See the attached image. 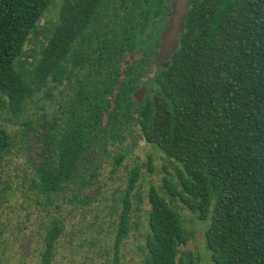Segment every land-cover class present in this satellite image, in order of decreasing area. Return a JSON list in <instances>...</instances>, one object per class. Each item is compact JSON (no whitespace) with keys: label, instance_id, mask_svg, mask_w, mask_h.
I'll return each instance as SVG.
<instances>
[{"label":"trees","instance_id":"trees-1","mask_svg":"<svg viewBox=\"0 0 264 264\" xmlns=\"http://www.w3.org/2000/svg\"><path fill=\"white\" fill-rule=\"evenodd\" d=\"M172 1L0 0V165L14 143L9 125L19 124L21 145L28 132L38 144L22 170V199L39 215L57 213L67 197L86 206L77 192L92 183L88 154L110 138L116 152L137 129L166 164L160 186L147 190L140 264L185 263L174 203L205 225L211 264H264V0H190L176 49L153 69ZM47 13L55 16L39 34ZM136 53L121 78L124 55ZM138 84L146 96L134 104ZM41 93L51 116L35 101ZM108 94L114 105L102 125ZM111 164L112 174L123 170L119 156ZM140 172L136 164L109 193V264H120L141 204ZM55 216L35 221L44 232L38 264H50L63 234Z\"/></svg>","mask_w":264,"mask_h":264},{"label":"rangeland","instance_id":"rangeland-1","mask_svg":"<svg viewBox=\"0 0 264 264\" xmlns=\"http://www.w3.org/2000/svg\"><path fill=\"white\" fill-rule=\"evenodd\" d=\"M54 16L55 13L44 15L39 22V34L44 32L43 27ZM32 48L33 46L29 44L25 47V50L30 51L33 50ZM135 58V56L125 55V62L122 67ZM43 94L41 93L36 97L35 101L40 102V104L44 103L45 101L42 100ZM53 97L54 99L58 98L56 90L53 92ZM46 108L48 109V107ZM46 119L49 118L47 117ZM20 129L19 124L9 125V132L14 138V143L11 147V152L3 158L0 165V264H38L39 262V253L43 249L41 235L44 232H37L36 228L33 227L36 231L34 243L32 245L29 244L30 249L23 247L22 251L18 248L17 240L14 239L16 236H20L22 232V230L18 232L16 227L20 222L21 215L24 213H30L31 223H34L36 219L44 220L51 215L59 216L63 220V234L58 238L50 264H109V244L112 243V237L109 235V199L106 201L101 199L98 201L93 200L83 210H81L79 205L73 206L66 201H61L57 213L43 214L44 216L38 214L39 210L34 203L24 198L22 199L23 194L21 191L27 194L26 185H23L22 170L26 160L34 158V150L38 144L35 137L28 132L26 133L28 142L25 145H21L19 141ZM38 132L41 133V130ZM17 153L21 154L20 157H14ZM135 154L142 158L138 151ZM155 167L158 172L152 175L142 173L141 186L138 187V193L142 198L141 204L137 206V203L134 202L132 228L121 245L120 264H140L142 259L139 247L143 244L146 232L145 213L149 208L147 190L152 185L160 186L159 178L161 175L158 163H156ZM121 176H124L122 170L112 177H110L107 169L102 171L100 182H105L108 190L105 197L109 198L111 190L117 187H124V182H115ZM29 196L33 199L31 193ZM91 199H94V197ZM174 205L177 206L181 215L182 227L187 238L186 245L179 248V256L184 259V264H187L189 255L192 259V264H211L210 255L205 245V225L197 223L196 218L178 203H174ZM29 223L26 222L25 226ZM21 227L19 226V228ZM15 228L16 232L14 234Z\"/></svg>","mask_w":264,"mask_h":264},{"label":"flooded vegetation","instance_id":"flooded-vegetation-1","mask_svg":"<svg viewBox=\"0 0 264 264\" xmlns=\"http://www.w3.org/2000/svg\"><path fill=\"white\" fill-rule=\"evenodd\" d=\"M160 38H161V36H160ZM126 55H129V54H126ZM129 56H131V55H129ZM133 56L136 57L135 59L139 58L138 53H136ZM156 57L157 56H155V58ZM135 59H133V60H135ZM132 61L129 64L126 63V65L124 67H122V64L125 62V55H124V62H122L120 64V69H119V73H120L121 78L123 77L122 74L124 73V70L126 69L127 66H129L132 63ZM48 86H49V84H48ZM56 90L58 93L60 88H58V89L56 88ZM112 93H116V90H114ZM145 96H146L145 88L142 86V84H138L136 89L133 92H131L130 100L132 101V103L138 104L145 98ZM44 99H45L44 100L45 102L43 103V105L48 107V110L52 109V105L50 106L49 102L46 100L47 98H44ZM105 99H106V102L109 103V110L108 111H105V110L100 111L102 114V117H101L102 125L106 124L108 114H109V112L112 111V108L114 105L113 95L108 94V95H106ZM105 105L106 104H103V107H105ZM46 107H45L46 113L49 116H51L52 112H48ZM53 111H55V110H53ZM49 119H46V120H49ZM49 124H53V123L52 122H44V125L46 128L49 126ZM136 151H138L140 153L142 158H140L139 155L135 154ZM113 155H117L121 158L122 166H123L122 171L124 172V175H125V172H127L129 169L133 168L136 164L139 165L141 168V172H140L141 175L143 172H147L148 167L152 168V173H150L152 175L155 172H158L156 167H155L156 163H158V165H159V172H160L161 165L164 162V160L162 159L161 151L158 148L154 147L151 143L147 142L146 139L144 138V134L137 132V129H134V135L130 139H126L122 145L117 147L116 152H115L114 146L112 144V139L110 138L109 143L108 144L106 143L104 145V150L98 149V150L93 151V152L88 154V158H91L89 160L91 168L88 170V173H89V175H91V182L92 183L89 185L88 188H86L85 191L79 192L78 190H76V191H78L77 194L79 195V197L82 198L84 201L89 200V203H90L93 200L98 201L101 199L103 201H106L109 199V198L105 197L106 193L108 191L106 189L107 184L105 182H100V177H101L102 171L104 169L108 170L110 177H112L114 175V174H112V171H111L112 170L111 162H112ZM105 156H109V159L105 158ZM164 165H166L165 162H164ZM123 177L124 176L117 178L115 180V182H122ZM67 195H68V193H67ZM68 196H70V195H68ZM92 197H94V199H91ZM68 198L69 197L63 199L62 202L66 201L73 206H78V205L80 206L81 205L85 208V205L80 204L79 201H76L75 203H70L68 201ZM76 199L79 200L78 196L76 197ZM28 220L30 223L20 233V236H17L18 248L21 251L23 250V247H28L30 249L29 244L32 245L34 243L35 232L41 231L39 229V227L35 231V229H33V227H34L33 225H35V222L31 223L32 222L31 218H28ZM60 220L62 221L61 223L63 225V220L61 218H60ZM26 242H27V244H25Z\"/></svg>","mask_w":264,"mask_h":264},{"label":"water","instance_id":"water-1","mask_svg":"<svg viewBox=\"0 0 264 264\" xmlns=\"http://www.w3.org/2000/svg\"><path fill=\"white\" fill-rule=\"evenodd\" d=\"M190 0H173L170 7V15L168 24L163 31L160 38V48L156 57V62L152 68L155 69L157 65L165 67V61L170 58L171 54L177 47L179 36L184 29L187 9Z\"/></svg>","mask_w":264,"mask_h":264}]
</instances>
